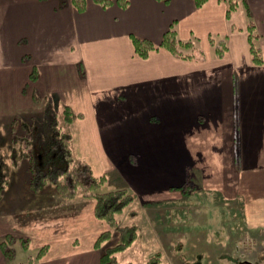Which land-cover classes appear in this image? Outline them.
I'll return each mask as SVG.
<instances>
[{
	"label": "crops",
	"instance_id": "1",
	"mask_svg": "<svg viewBox=\"0 0 264 264\" xmlns=\"http://www.w3.org/2000/svg\"><path fill=\"white\" fill-rule=\"evenodd\" d=\"M128 1L105 7L86 0L78 10L71 0H0L3 120L59 100L75 116L76 157L97 174H114L143 203L173 200L190 169L203 188L221 192L244 212H263L264 0H246L260 36V64L250 53L245 7L229 18L224 0L201 8L194 0ZM172 25L181 39H200L203 59H180L161 47L147 58L135 53L133 37L159 45ZM211 35L227 40L224 57L214 56ZM92 156L106 157L105 164L91 162ZM93 215L92 202L66 221L74 227L89 222L82 231L91 247L100 234ZM9 221L0 219V264H9L1 246L13 227ZM74 238L90 254L91 247ZM60 242L66 255L75 248L68 238ZM67 259L63 264L76 263L75 255Z\"/></svg>",
	"mask_w": 264,
	"mask_h": 264
},
{
	"label": "rangeland",
	"instance_id": "2",
	"mask_svg": "<svg viewBox=\"0 0 264 264\" xmlns=\"http://www.w3.org/2000/svg\"><path fill=\"white\" fill-rule=\"evenodd\" d=\"M253 22L256 23L255 18ZM53 102L61 113L62 103L56 99ZM1 110L5 114L10 111L8 108ZM41 112V109L34 113L23 112L19 117L29 119L31 116H40ZM3 119L4 116L0 115V161L10 183L0 193V219L5 221L8 218L11 220L9 223H13L11 231L3 240H8V246L13 251L12 258H8L9 264H31V260L32 264H63L68 261V255H75V264H102V250L118 242V234L100 244L102 247L95 246L96 238L91 247V240L82 231L89 222L86 219L79 220L74 227L66 224V221L93 201L82 197L64 199L53 186L39 194L31 192L28 161L22 156L14 157L11 120L5 122ZM91 144L92 141L86 140L84 148L90 149ZM90 158L91 162L99 166L105 164L103 160L106 157ZM13 159L18 161L16 166H13ZM187 174L189 179L183 184L186 188L181 190L176 187L179 194L173 195L171 201L168 199L169 203L161 201L163 203L145 204L136 195L135 201L127 209L130 213L126 210L119 216V225L133 224L138 227V238L129 248L117 254L118 264H150L152 261L157 262L156 258L160 259L158 264H264V210L244 212L243 205L225 198L221 192L203 188L195 172L189 169ZM123 187L135 193L113 174L104 189ZM185 189L186 193L183 192ZM93 218L95 223L99 220L100 234L110 228L95 213ZM79 224H82L81 228ZM88 228L91 229L89 234L93 235L92 226ZM75 235L84 240L80 244L83 249L88 251L87 248L91 247L90 254L79 250L80 247L78 249L79 239L74 238ZM65 238L74 242L75 246L72 249L68 242L71 250H67V255L64 243L60 242ZM23 240L28 242L27 247H23ZM45 246L46 254L37 259ZM95 257L99 261L95 262Z\"/></svg>",
	"mask_w": 264,
	"mask_h": 264
},
{
	"label": "trees",
	"instance_id": "3",
	"mask_svg": "<svg viewBox=\"0 0 264 264\" xmlns=\"http://www.w3.org/2000/svg\"><path fill=\"white\" fill-rule=\"evenodd\" d=\"M227 3V16L230 18L239 7H247L246 0H224ZM102 6H110L117 2L121 6H127L128 0H95ZM197 8L202 7L207 0H194ZM72 5L78 10H83L86 0H71ZM248 17V39L253 63L263 62L259 44L260 36L251 14L246 8ZM210 45L216 58H222L227 52L228 44L225 37L210 36ZM135 53L141 58H147L151 52L160 47L166 49L175 57L184 60L203 59L204 51L200 45V39H181L177 27L172 25L164 32L161 42L156 45L147 38L133 37ZM75 116L68 106H64L61 113L55 108L51 98L44 102L40 116H31L29 119L16 117L10 122V132L14 157L26 158L29 170V189L34 194H39L47 187L53 186L56 192L64 199L74 200L82 197L94 203L96 217L109 225V229L103 231L96 239L95 246L111 240L114 234H118L119 240L112 246H107L101 252L102 264H118L117 254L129 248L138 238L136 225H119V216L123 214L135 201L136 195L127 187L107 189L104 187L112 180L108 173L97 174L93 167L84 159H78L73 147V136L70 130ZM22 149V150H19ZM21 151V153H19ZM18 163L13 159V166ZM10 179L3 172L0 161V193L9 185ZM186 188V185L179 186ZM186 193V189L183 190ZM10 239V237L8 236ZM8 240L1 243L4 254L12 258L13 251L8 246ZM28 242L23 240V247ZM47 247H43L37 259L42 258ZM150 264H158L159 258ZM33 261L31 260V264Z\"/></svg>",
	"mask_w": 264,
	"mask_h": 264
}]
</instances>
